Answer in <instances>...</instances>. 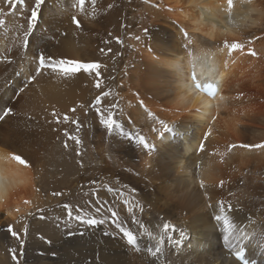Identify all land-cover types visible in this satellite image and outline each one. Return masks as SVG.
<instances>
[{
    "label": "bare ground",
    "instance_id": "6f19581e",
    "mask_svg": "<svg viewBox=\"0 0 264 264\" xmlns=\"http://www.w3.org/2000/svg\"><path fill=\"white\" fill-rule=\"evenodd\" d=\"M117 2L85 0L81 10L79 4L73 7L76 0H45L27 50L22 35L35 0H24L22 14L17 6L15 16L5 15L0 54L11 62L0 60V115L5 105L13 110L0 120V213L5 222L15 225L24 212L46 202L41 189L50 175V163L67 177L56 178L61 186H68L78 174L75 166L70 168L72 160L66 161L65 145L73 121L86 119L88 97L100 78L95 72L63 77L46 71L28 83V75H34V59L43 51L54 59L82 63L100 59L101 66H111L107 56H98L99 29L104 25L100 18L109 15L113 8L109 5L116 7ZM126 6L133 17L129 28L123 26L126 44L111 42L112 52L121 54L112 66L115 118L127 132L143 135L153 149L126 137L122 143L116 140L122 155L114 153L111 162L118 172L110 169V159L104 161L103 142L85 140V155L91 169L95 163L106 164L105 172L110 169V174L133 179L130 184L146 208L143 213L153 219L132 224L139 251L106 219L107 225H87L68 241L70 245L62 244L59 249H71L55 260L59 264H264V147H256L264 145V0H130ZM0 8L6 14L10 11L5 0H0ZM120 29L118 24L115 31L121 33ZM115 130L106 134L108 143L110 135L118 133ZM94 146L99 161L93 157ZM122 205L117 206L119 213H129ZM217 215L229 220L217 221ZM165 223L175 230L164 232ZM141 224L146 226L143 232ZM180 230L185 233L182 240ZM224 230L234 244L232 249L225 247L229 252L218 246ZM169 234L180 243H169ZM161 235L162 252L152 257L147 248L154 249ZM241 252L244 256L238 259Z\"/></svg>",
    "mask_w": 264,
    "mask_h": 264
},
{
    "label": "rangeland",
    "instance_id": "374dc122",
    "mask_svg": "<svg viewBox=\"0 0 264 264\" xmlns=\"http://www.w3.org/2000/svg\"><path fill=\"white\" fill-rule=\"evenodd\" d=\"M129 2H130V0H118L116 7L114 4L111 5V8L113 6L112 12L109 15H103L102 18H100L102 20V23H104V25L99 29L101 32L99 34V35H101L99 40L101 42H100V45L98 46L100 48V49L98 48V53H99L98 56H99V58L103 57V56H107L105 58V60L109 61L110 63L111 62H113V63L111 64V66H104L103 65L98 69L99 73H101V74L99 76H97L100 78H97V77L96 78L99 79L101 82L99 81V87H97L96 86L97 85V79H95V81H94V87H93V89H92V91L88 97V101H87V107L89 109L86 110V119L85 120L84 119L83 120L77 119L78 124H79V128L77 127V124H74L71 128V131H69L70 136H77L81 140V143L79 145H77L75 140L73 141V139H70V141L68 140L67 149L65 152L66 161H67V159L72 160L71 161L72 163L70 162V165H71L70 168L75 166L78 174L69 179L70 182H69L68 186H66V187H64L63 185L61 186L60 183L56 184V182H57L56 178L58 177V179H61V178L65 179L67 177H66V175L64 177L62 168H57V165L55 166V164L50 163L49 165H51V166H49L47 169V172L50 175L47 176L45 181L42 182V189H41L42 197H43V199L46 200V202L44 204L40 205L39 207H36L34 209L30 208L29 209L30 211L28 210V212L27 211L24 212L25 214L23 213V215L19 218V220L16 221L15 225L5 222V220L3 219L4 215L2 213H0V264H1L2 260H8V264H50V263L51 264H59L57 261V260H59L58 255L60 253H64V252L68 251L69 249H71V247L67 246V245H66L67 246L66 248L61 247V249H59L60 246L62 244L69 243L68 241H70L73 238H76L79 231L82 232L84 230V228H87L86 227L87 225L80 223V222L76 221L75 219H70L68 217L69 208L71 209L73 216L84 215L87 217H95L96 216L95 218H97V219H104L105 218L104 219L105 223L101 224V225H107V223H108L107 220L110 222L109 224H113L112 218L117 219V221L121 224L122 227H127L131 231L133 230L131 228L132 224H139L137 221L146 222L148 224L153 219V218L149 217L147 215V213H143V212H146V210H145L146 208L143 206V203L137 199V197H136L137 193H136L135 189L131 187L130 183H133V182H131V180H133V179L129 180L128 178L127 179L123 178V176L119 175L118 173H115V174L111 173L112 175L109 173L110 169H112V170L114 169V171L118 172V167L115 165H112L111 160L113 157L112 155H114V153L122 155V154H120V151L122 148L116 146L117 145L116 140H119L122 143V141H124L125 137L121 136L120 132H118V133L115 132V135H113V136L110 135V137H112L114 139L111 138L109 140L110 143H108L106 141L107 138L109 137V136H106V134H108V132L106 129H103L104 128L103 125H101L99 123V117L96 115V111L93 108L94 107L93 106L94 101H95L96 97L99 96V97H101V101H100V104L98 105V107H100L101 110L104 111L105 115H107L108 111H113L114 117H115L116 108L115 109L110 108L111 105H114V103L112 102L113 97L111 95V92H112V83L111 82L113 79L112 66L114 65V63L116 61L115 59L120 58L121 54H116V53L112 52L111 42H114L113 44L118 43L119 45H122L123 43L126 44V42L124 40V38L126 37V34H125L126 32H125V29H123L124 28L123 26H125V28L126 27L129 28L130 23L133 21V20L132 21L129 20V19H133V17L130 16V14L126 13L127 12L126 4H128ZM118 24H119V27L122 29L121 33H120V31H115V28L117 27ZM111 34L112 35L115 34V35L112 37ZM103 43H104V45H103ZM99 61H100V59L97 60L96 63H99ZM100 63H101V61H100ZM105 68H108V69H105ZM97 90H98V92H97ZM102 93L103 94L108 93V95L105 96ZM94 94H95V96H94ZM0 99H2V97H0ZM1 105H2V102H0V107H2ZM5 107L9 108L8 105H5ZM93 113H94V115H93ZM79 121H81V123ZM92 124H93V126H92ZM96 124H98V125H96ZM123 130H125L124 132H127V130L125 128H123ZM90 133L91 134L93 133V135H91ZM91 136H93V137H91ZM94 136H97V137L95 138ZM87 139L90 141H97V140L101 141L106 146V148H107L106 152H105V154H103L106 157V158L104 157L105 158L104 161L110 159V161H109L110 169L106 171L107 175L105 174L106 172L103 169L104 166H107L106 164L95 163L93 169H91L90 165H93V164H92V162H90L88 160V158H86V155H85V153H86L85 140H87ZM105 142H107L109 145H107ZM75 146H78V147H75ZM95 150L96 149L94 146V150H93L94 156L93 157L95 160H97V155H96ZM107 150H109V151L107 152ZM77 154H80V155H77ZM72 157H73V159H72ZM97 161H99V160H97ZM68 177H70V175ZM97 178H99V179H97ZM113 178H114V180H113ZM52 180H54V181L51 182ZM88 182H89V184H88ZM43 183L45 185H43ZM134 184L139 185L138 182H136V181ZM81 185H83V186H81ZM113 191H114V193H113ZM54 193H60V195H54ZM107 196H109L110 198ZM118 196H119V199H118ZM103 199H104V201H103ZM116 199H118L117 203H116ZM112 200L115 203V206H114L113 202L111 203ZM104 202H106V203H104ZM91 204H94V205H91ZM118 204H123L124 206L126 205V208L127 207L131 208L132 211H129L127 208V211H129V213H127V214L126 213H124V214L119 213V211L117 210ZM64 205H68L69 208H65ZM97 208H100V209L103 208V209H101L103 212L100 211L99 213H97L95 211ZM113 213H115V217H112ZM41 217H43V218H41ZM133 217H135V222L133 220ZM80 224H81V227H80ZM8 225L12 226V230L17 233V236H13L10 232L7 231ZM69 225H70V227H69ZM144 228H146L145 224H144ZM25 229H26V231H25ZM42 230H45V231H42ZM109 230H110V227H109ZM118 231H119V229L116 228L115 232H118ZM69 232H72L73 235L69 236L68 235ZM121 234H123V233H121ZM17 237H19V238H17ZM244 239L247 240V244H248L249 239L248 238H244ZM244 239H242V241ZM20 240L25 241V243L23 245V255H21ZM48 241H50L51 243H48ZM69 245H70V243H69ZM218 246H221L226 252H229V251L227 249H225V247H227L228 249H232L231 246H226L224 241H219ZM53 254H55V255H53ZM13 255L16 256V260L13 259ZM55 259H57V260H55ZM9 261L11 263H9ZM72 263H73V261H71V263L68 262L67 264H72Z\"/></svg>",
    "mask_w": 264,
    "mask_h": 264
},
{
    "label": "snow or ice",
    "instance_id": "6c2138e0",
    "mask_svg": "<svg viewBox=\"0 0 264 264\" xmlns=\"http://www.w3.org/2000/svg\"><path fill=\"white\" fill-rule=\"evenodd\" d=\"M5 3L10 5V11H9V13L6 14V13H4V10L2 8H0V28H4V26L6 24V20L4 18L5 15L15 16L17 6L20 7L21 14L23 13V10H24V0H5ZM44 3H45V0H35L34 6L31 9V15L27 20V31H24L23 35H22V47L25 50L28 49L29 43H30V37L34 34V30L38 26V20L40 18V14L42 12V5ZM84 3H85V0H76V3L73 4V7H75L76 4H79L81 7V10H83ZM94 3H95V0H93V4ZM109 7H111V5H109ZM61 10H63V9H61ZM73 23H75L77 25V27H79V22L76 20L75 16H73ZM137 39H139V37H137ZM9 51H11V49H9ZM0 60L8 61V57L0 54ZM8 62H11V61H8ZM33 63L35 64L34 75H28V77H27L28 83H31L32 81H34L36 79L37 76L44 74L46 71H51L52 73H59L63 77H68V76L74 75L76 73H79L81 71H83L85 73L95 72V74L97 76H99L100 73H99L98 69L101 67V65L99 63H96V62L82 63V62H78V61L70 60V59H65V58L54 59L53 57L46 56L43 51H40L38 53V55L34 59ZM96 86L99 87V82H97ZM23 91H24V88H21L19 90V92H23ZM103 95L107 96L108 93H104ZM100 101H101V97H99V96L96 97L93 106L95 107L96 115L99 117V123L101 125H103V127L107 130V132L109 134L112 133L113 129H116L118 132H120L121 135L126 137L128 140L134 141L135 143L141 145L144 149H146L148 151H152L153 144H150L143 135H139V134L133 133V132H124L120 122L114 117L113 111H108L107 115H105L104 111H102L101 108L98 107V105L100 104ZM141 104H142V102H141ZM116 107H117V105H115V104L110 106L111 109H115ZM12 111L13 110L11 108L5 107L3 109V114L0 115V120H3L6 116L10 115L12 113ZM73 111H75V109H73ZM53 115L55 116L56 113L53 112ZM58 119L59 118H57V120ZM64 119L67 120L68 117L65 116ZM73 123L77 124V127L79 128V124L77 121H73ZM69 138L75 140L77 145H79L81 143L80 138L77 136H71ZM65 146H67V145H65ZM240 147L251 148L253 146H251V145H240ZM256 147H264V145H257ZM12 158L15 159L17 162L24 164L25 166H28L27 161H25L21 156L14 155ZM221 183H223V182H221ZM54 195H60V193H54ZM64 207L69 208L68 205H64ZM100 211H101L100 208L96 209L97 213H99ZM129 211H132V209L129 208ZM221 212H223L222 207H221ZM68 217L70 219H75L76 221L83 223L85 225H88V226H96L98 224H104L105 223L104 219H97L95 217H87L84 215L73 216L70 208L68 211ZM113 217H115V213H113ZM41 218H43V217H41ZM214 218L217 221H221V220L224 221L225 219H228L224 215H217ZM133 220L135 222V217H133ZM113 223L115 224V227L118 228L121 233H123V237L125 238L127 244L135 247L136 250L139 251L140 247L138 245L137 236L132 231H130L127 227H122L121 224L117 221V219H113ZM230 224H232V223H230ZM69 227H70V225H69ZM140 227H141V230L143 232L144 231V225L141 224ZM169 229L175 230L174 226H172L168 223H165L163 225V231L168 232ZM7 231L10 232L13 236H17V233L12 230L11 225L7 226ZM25 231H26V229H25ZM224 232H225V235L223 236V239L225 241V245L234 247V244L232 242V238H230V235L225 230H224ZM146 234L149 237L152 236L151 232H147ZM68 235L71 236V235H73V233L69 232ZM105 235H109V233L106 232ZM179 237L181 240L185 237V233L183 232V230L179 231ZM17 238H19V237H17ZM167 239H168L169 243H171V244H179L180 243V240H173V238L170 234L168 235ZM24 243H25L24 240H20L21 255H23ZM48 243H51V242L48 241ZM163 244H164V236L161 235L154 249L152 247L147 248L148 254L152 257H156L158 254H160L162 252ZM53 255H55V254H53ZM243 256H244V253L241 252L237 258L240 259ZM13 259L16 260L15 255H13Z\"/></svg>",
    "mask_w": 264,
    "mask_h": 264
}]
</instances>
